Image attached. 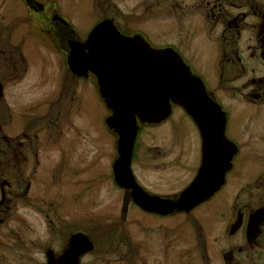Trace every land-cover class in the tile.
Here are the masks:
<instances>
[{
	"label": "rangeland",
	"instance_id": "374dc122",
	"mask_svg": "<svg viewBox=\"0 0 264 264\" xmlns=\"http://www.w3.org/2000/svg\"><path fill=\"white\" fill-rule=\"evenodd\" d=\"M115 2L119 9L118 17L126 23L123 26L125 29L142 33L155 48H174L192 71L202 78L208 91L218 100L222 97L221 90L225 85L218 76L217 39L220 27L209 29L198 10L201 0ZM81 5L78 4L66 13L83 35L89 30L91 23L88 22L92 21V17L89 12H85V5ZM33 55L38 58V54L33 52ZM48 60L45 78L36 79L39 69L37 63H34L30 68L31 76L28 74L27 79L19 85L20 118L13 128L19 134L24 133L28 140L24 139L25 147L20 148L19 160L17 159L16 169L14 168L15 176L0 170V264H42L43 247L49 243L59 245L54 232L59 236L60 233L76 230L87 231V225L91 224L89 221L96 223L99 232L102 231L103 223L110 220L108 217L118 218L121 215V192L114 185L110 172L114 139L103 123L107 110L91 81L75 84L65 74L68 71L64 63L52 54ZM63 82L64 87L57 100L61 127L54 133L58 138L54 140L51 136L49 142L42 138L41 133L43 142L40 139L36 141L33 134L39 133L44 126L40 119L42 112L51 107L49 89L54 85L55 88L62 87ZM56 96L54 98L57 99ZM227 98L231 99L229 96ZM53 101L55 102L53 99L51 103ZM238 101L239 98L234 97L230 102ZM8 102L12 104V99H8ZM226 109L231 115L226 134L230 139L241 143L243 138L238 135L237 120L243 119L245 109L237 113L229 107ZM15 111L17 112V107ZM50 112L53 113V109ZM259 112L258 121H261L264 119L263 109ZM245 119L246 125L251 126V118ZM253 126L256 127L255 122ZM256 130L258 132L262 128L256 127ZM174 138H179V145ZM183 138L186 140L184 143ZM189 140L198 143L195 126L180 109H175L167 121L140 134L138 142L142 141V153L139 152L141 160L136 172L141 178L149 177L154 181L151 184H156L153 185L156 190L169 192L168 186L158 187L159 177L153 169H148L146 173L140 169V165L157 152L163 160L170 161L172 153L182 152L187 149L185 147L193 148H188L186 153L191 161L189 164L193 165L198 160V149L195 144H189ZM256 159L250 153L242 154L238 159L239 170L246 169L250 172L252 169L249 165L253 160L258 162ZM183 173L188 174L187 171ZM164 183L172 185L169 179ZM219 213L217 203L198 207L189 216L179 213L163 218L150 217L136 208H130L124 220H116L121 222V228L117 226L114 230L130 232L131 241L148 249L145 250L148 253L146 256L153 264H158L157 255L165 247L166 253L162 251L164 264H188V253L195 242L193 233L204 236L213 220L219 218ZM193 218L197 220L198 226L194 225ZM92 236L97 248H101L97 241L101 236L95 232ZM140 247L137 245L136 250H141ZM128 250L129 247H124L119 252L123 254ZM98 255L100 252L92 258H86L84 264H99L96 260ZM139 261L134 259L132 262L140 264Z\"/></svg>",
	"mask_w": 264,
	"mask_h": 264
},
{
	"label": "flooded vegetation",
	"instance_id": "af4514ba",
	"mask_svg": "<svg viewBox=\"0 0 264 264\" xmlns=\"http://www.w3.org/2000/svg\"><path fill=\"white\" fill-rule=\"evenodd\" d=\"M78 4H84L85 12H89L92 17V21L88 22L91 26L83 35L78 32L76 25L66 13ZM199 5L201 7L199 6L198 10L204 16L209 29L220 27L217 39L219 44L218 76L224 82L225 92L221 90L223 93L219 100L214 94L209 93L226 113L225 136L232 143L214 146L212 151L209 149L204 161L206 186L215 184L218 188L209 199L196 208L217 203L220 213L219 218L213 220L211 226L208 227L209 231L204 236L193 233L195 242L191 252L188 253V264H264V119L258 121L259 110L263 109L264 113V0H201ZM118 15L119 9L115 0H0V170H5V174L14 175L20 148L25 147L24 139L28 140L27 136L24 133L19 134L13 125L18 123L20 118L19 85L27 79L28 74L31 76V66H34V63L38 65L39 74L36 79L45 78L44 72L50 54L66 66L69 43L83 42L88 32L96 24L105 20L113 22L123 35L134 34L135 31H129L123 27L126 23L120 20ZM207 35L211 39V35L209 33ZM33 52L38 54V58L33 55ZM65 74L75 84L80 81H91L98 94L94 76L90 75L87 79H82L74 77L69 71ZM63 87L64 82L62 87L55 88L54 85L51 90L49 89L48 97L51 101L54 99L55 102L50 101V109L42 112L40 119L43 120L44 126L39 133L33 134L36 141L40 139L43 142L40 137L41 133H43L42 138L48 139L49 142L52 139L51 136L57 140L58 137L54 133L61 127L57 100L61 96L60 92ZM55 95L57 99L54 98ZM232 96L239 98L238 103L230 102L234 100ZM8 99H12V104L8 102ZM227 107L234 109L236 113L245 109L243 119L237 120L238 135L243 138L241 143L230 139L226 134L231 116L229 112L227 113ZM51 109L53 113L50 112ZM175 109H180L185 114L179 107H173L172 114ZM249 117L251 126L246 125L245 118ZM253 122L262 130L257 132ZM159 125L140 127L134 143L130 167L136 182L146 192L164 197H177L181 191L194 182L201 168L203 163L201 139L195 127L198 143L190 140L188 142L192 146L195 144L198 149V160H195L193 165L189 164L191 161L186 154L188 148L191 147H185L187 149L182 152L172 153L169 156L170 161L163 160L159 152L147 161H142L140 165L142 171L147 173L148 169H153L157 173L158 181H160L158 187H170L169 192H160L153 186L156 184H151V182L155 183L154 181L149 177L141 178L136 172L138 162L141 160L140 153H142V141L138 142V138L142 131L156 128ZM113 139L114 153L110 163L112 180L111 166L116 159L115 138ZM178 139L174 138L177 145L180 144ZM185 141L183 138L182 142ZM247 145L251 147H246ZM244 150H248L252 157H257L258 162L253 160L249 165L252 169L250 172L238 168L240 156L244 153L249 154ZM183 171H187L188 174ZM167 178L172 181V185L164 183L168 180ZM10 185L13 184L10 183ZM114 185L121 192V215L118 218L108 217L110 220L103 223L102 231L99 232L96 223L91 221L88 222L91 224L87 225L89 227L87 231L76 230L60 233L59 236L54 232L59 245L54 246L49 243L43 247L42 264H84L86 258H92L97 252H100V255L96 257L99 264H134L132 262L134 259H139L140 264H153L146 256L148 253L145 250L148 249L131 241L130 232H118L114 229L117 226L121 228V222L116 220H124L130 208H136L150 217L163 218V216L145 213L133 203L128 190L118 187L115 182ZM195 209L184 214L189 216ZM193 220L194 225L198 226L197 220L194 218ZM50 227L55 229L53 226ZM92 232L101 236V239L97 240L102 246L99 249L92 238ZM76 234L86 236L93 248L79 254L75 253L77 256L65 258L70 238ZM137 245L141 250H136ZM124 247H129V250L121 254L119 250ZM166 250L167 247L157 255L159 256L156 259L158 264H164L162 251L166 253Z\"/></svg>",
	"mask_w": 264,
	"mask_h": 264
},
{
	"label": "water",
	"instance_id": "95a60500",
	"mask_svg": "<svg viewBox=\"0 0 264 264\" xmlns=\"http://www.w3.org/2000/svg\"><path fill=\"white\" fill-rule=\"evenodd\" d=\"M68 46V71L82 79L93 75L108 111L103 123L115 138L116 159L111 166L115 184L128 190L142 211L159 216L189 213L209 199L218 187L206 186L208 151L232 142L225 136L226 113L202 78L173 48H154L139 33L123 35L108 20L96 24L83 42L72 41ZM173 107L181 108L198 130L203 163L192 184L177 197H164L146 192L136 182L130 165L140 127L165 122ZM92 248L86 236L76 234L70 238L65 258Z\"/></svg>",
	"mask_w": 264,
	"mask_h": 264
}]
</instances>
